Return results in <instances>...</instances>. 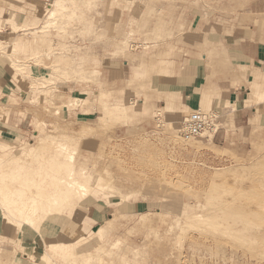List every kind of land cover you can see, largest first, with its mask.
Wrapping results in <instances>:
<instances>
[{
    "label": "rangeland",
    "instance_id": "1",
    "mask_svg": "<svg viewBox=\"0 0 264 264\" xmlns=\"http://www.w3.org/2000/svg\"><path fill=\"white\" fill-rule=\"evenodd\" d=\"M10 1L0 0V200H46L37 186L64 173L52 160L62 144L59 159L73 153L90 192L62 203L50 230L41 218L8 231L0 209V264H264V97L251 85L256 113L239 129L227 101L246 80L235 37L264 44V0H57L51 16L55 0ZM203 78L212 102L197 110L217 119L185 139L196 110L178 92ZM79 108L92 120L78 121ZM95 208L101 225L88 219Z\"/></svg>",
    "mask_w": 264,
    "mask_h": 264
},
{
    "label": "bare ground",
    "instance_id": "2",
    "mask_svg": "<svg viewBox=\"0 0 264 264\" xmlns=\"http://www.w3.org/2000/svg\"><path fill=\"white\" fill-rule=\"evenodd\" d=\"M55 3L56 4L52 5L51 9L49 10V16L53 15L55 9L58 7L60 8L61 6L60 1L57 2V0H55ZM259 84L264 85V77L262 79H257L256 84L254 85V89H257V96L261 99L264 97V89H261ZM211 102V99H207L204 103L208 106L211 105ZM65 146V144L59 145L61 153H56V156L52 157V160L56 162L57 165H59V168H64V173H60L61 175H59V173L47 172L41 176L39 186H37L39 189H47L46 200L33 199L30 200L28 204L20 203L16 199L6 198L2 201L0 200V209L4 212V215L7 219L8 227L6 229L8 231H11L12 228H14V230L16 228H21L22 226H34L35 221L41 218L44 221L45 229H54V222L57 220V217L55 216L56 209H62V203H68L69 205L75 206L78 200L89 194L90 191L77 180V176L82 177L88 175L89 172L86 171V168L82 167L79 171H77V164L74 161L73 153L67 156L68 160L65 161L66 163H63L64 160L59 159L60 157L65 158ZM32 151L33 150H30L29 152L31 153ZM3 186L4 184L1 183L0 192H2ZM4 202L13 205V207L4 205ZM198 220L200 222V219ZM95 235L97 238L104 237V229H99L96 231Z\"/></svg>",
    "mask_w": 264,
    "mask_h": 264
},
{
    "label": "crops",
    "instance_id": "3",
    "mask_svg": "<svg viewBox=\"0 0 264 264\" xmlns=\"http://www.w3.org/2000/svg\"><path fill=\"white\" fill-rule=\"evenodd\" d=\"M8 1L11 2L10 0ZM24 4L25 7L27 8L28 5L26 4V2H24ZM7 9L8 8L5 7L4 12H7ZM216 12L217 14L210 16L212 18H218V19L221 18L224 19L225 17L233 18L232 15L218 14L219 13L218 10ZM235 38L236 40H238L236 51L238 53L239 66L244 68L243 72L246 74L245 75L246 80H244L245 82L244 85L242 86L237 85L233 91L232 90L230 91L227 97V101L231 106L238 107L234 120V126L235 129H239V127H237V124L244 121L243 123H240L242 124L240 128L244 127L243 124L246 121L249 122L252 119V114L256 113L257 104L250 102V95L252 94L251 85L254 88L257 79L260 78L262 79L264 77V44H262L261 42L258 43L255 40L246 37H235ZM206 83H207L206 79L201 84H199L196 81L195 84H193L192 86H186L183 89H181L178 92L179 105L189 111L202 108L205 105L204 104L205 94H209L210 96L212 95V92H208L210 91V89H208L210 88V84L209 83L206 84ZM259 85L261 86V89H264L263 84H259ZM218 86L219 85H217V87ZM74 114L76 115L78 121L87 122L92 120L86 117L89 116L91 113L86 112V109L84 108L76 109ZM224 137H226V134H224L223 132L221 134H217L215 137V141H218V143L220 144V142ZM88 219L91 222H93L94 225H101L105 222V212L95 208L94 212L89 216Z\"/></svg>",
    "mask_w": 264,
    "mask_h": 264
},
{
    "label": "built area",
    "instance_id": "4",
    "mask_svg": "<svg viewBox=\"0 0 264 264\" xmlns=\"http://www.w3.org/2000/svg\"><path fill=\"white\" fill-rule=\"evenodd\" d=\"M214 119L215 117L213 115L200 109L191 112L183 125L184 138L201 137L208 128H212L215 122Z\"/></svg>",
    "mask_w": 264,
    "mask_h": 264
}]
</instances>
